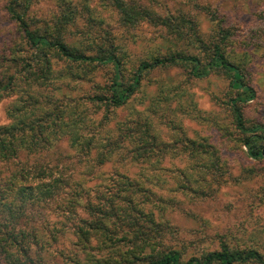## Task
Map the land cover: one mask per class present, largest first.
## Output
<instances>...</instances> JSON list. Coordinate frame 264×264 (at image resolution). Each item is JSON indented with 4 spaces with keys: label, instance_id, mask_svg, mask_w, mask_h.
<instances>
[{
    "label": "rangeland",
    "instance_id": "1",
    "mask_svg": "<svg viewBox=\"0 0 264 264\" xmlns=\"http://www.w3.org/2000/svg\"><path fill=\"white\" fill-rule=\"evenodd\" d=\"M65 1H70L77 17L70 26L71 34L86 43L99 37H115L114 41L123 43L132 60H136L154 43L162 42L160 32L151 24L123 26L117 12L101 0ZM125 1L166 15L189 0ZM189 3L226 14L239 43L248 45L247 78L257 91V98L247 104L245 114L251 121L264 123V34L256 33L257 22L264 16V0ZM64 4V0H34L33 15L37 21L50 20L62 12ZM188 7L194 10L201 32L207 35L208 15L195 4ZM17 41H21L20 34L6 12L5 0H0V72L5 76L27 63L22 58L28 50L19 42L15 48ZM12 49H16L17 60L11 59L15 57ZM54 56L55 79L52 84H42V93L51 98L46 105L86 108L84 114L91 118L89 132H85L92 139L91 154L77 153L67 138H62L36 155V159L54 167L67 181L63 190L67 197L58 203L60 209L52 204L28 223L39 241L31 245V262L24 264H144L145 260H137L133 255L143 257L150 251L171 250L180 252L185 260L217 250L223 243L241 248L258 246L264 251V159L249 157L239 141L227 105L230 90L225 75L214 72L194 78L187 67L158 68L143 75L128 105L107 108L92 98L107 92L112 66L76 64L72 72H66V62ZM131 65L127 66L126 78H131L135 70L136 66ZM59 71L62 73L57 76ZM15 97V93L0 94V126L11 121L8 107ZM157 97L163 100L160 108L153 110L152 102ZM148 116L152 119L150 126L144 124ZM140 129L155 137L139 141L147 148L146 154L135 149L132 141ZM100 138L102 144L98 146ZM201 170L203 174L197 176ZM191 173L196 174L198 182L203 181L202 189L194 187ZM120 176L139 182L140 191L131 195V202L132 215L140 226H129L121 213V221L109 223L115 231L113 237L104 239L90 224L95 221L93 217L100 218L89 211L88 205L98 203L96 196L101 192L114 197L119 191L118 195L129 196L132 190L121 182ZM79 189L82 194L77 205L64 206L71 198L69 193L74 200ZM103 203L109 204L99 202L104 208L107 206ZM81 227L87 231L86 236L78 232ZM137 231L139 235L135 236ZM147 236L156 241L153 250L144 247ZM29 240L32 242L31 236Z\"/></svg>",
    "mask_w": 264,
    "mask_h": 264
},
{
    "label": "trees",
    "instance_id": "2",
    "mask_svg": "<svg viewBox=\"0 0 264 264\" xmlns=\"http://www.w3.org/2000/svg\"><path fill=\"white\" fill-rule=\"evenodd\" d=\"M101 1L117 12L119 22L125 27H134L144 22L154 26L160 32L162 42L154 43L143 56L132 60L133 56L129 55L123 43L114 41L115 37H99L86 43L85 39L72 35L70 26L72 27L77 17L70 1L64 0L62 12L57 16L50 20L37 21L32 11L34 0H5L6 12L20 34L21 41H17L14 46L16 48L19 42L28 50V55L22 58L27 63L18 71L8 76H5L3 71L0 72V94H16L8 107L11 121L0 126V264H24L28 260L31 262V245L33 242L37 245L39 238L29 230L28 223L41 216V209L52 204L60 209L58 203L67 197V191H63L68 185L67 181L54 167L36 159L38 153L50 149L62 138H67L77 153L91 154L92 139L85 134L89 132L91 118L84 114L86 108H77L71 104L57 108L46 105L51 98L42 93V84H52L55 79L54 55L66 62V72H72L76 64L112 66L113 75L107 92L92 98L94 102L107 108L128 105L140 87L143 75L158 68L187 67L189 75L194 78H204L214 72H220L228 80L230 97L227 99V105L241 145L245 147L249 157L264 159V123L251 121L245 114L247 104L257 98V91L247 78L250 52L248 45L239 43L240 40L237 39L230 23L232 21L226 14L219 13L209 6L189 3L193 0L166 15L125 0ZM192 4L199 6L198 8L208 15L210 31L207 35L201 32L200 22L193 14L194 10L188 7ZM261 15H264V9ZM89 16L93 18L92 13ZM257 27L258 36L264 34V16L259 18ZM14 52L16 49L11 51L15 56ZM9 58L10 56L4 59L8 61ZM17 58L18 56H15L11 59ZM129 64L136 67L132 77L126 78L124 74ZM61 73L62 71H59L55 74L60 76ZM162 100L159 97L153 99L152 109H159ZM151 121L148 116L144 124L150 126ZM154 138L153 134L140 129L132 139L135 142L134 148L146 154L147 148L141 146L139 141ZM101 140L102 138L98 141V146L102 144ZM198 147L195 146L196 149ZM202 174L201 170L197 176ZM189 176L196 182L195 188H203L204 183L197 181L196 174L191 173ZM120 178L124 185L131 188L132 193L129 196L118 195L119 191L114 197L101 192L96 196L98 203L88 205L89 211L100 218L98 220L93 217L95 221L90 224L104 239L113 237L115 231L109 223L121 221V213H124L129 226H140L132 215L133 201L131 202V195L140 191L139 182L123 176ZM69 194L71 198L64 206L75 207L82 190H77L74 200L73 194ZM102 201L109 203H103L107 207L99 205ZM78 232L82 236L87 235V231L82 227ZM134 235L138 236L139 232ZM30 236L32 242L29 240ZM155 242L153 236H147L144 247L148 246L153 250L156 247ZM133 257L143 262L145 260L144 264H264V251H261L260 247L241 248L226 243L217 250L185 260L177 250L167 253L150 251L143 257Z\"/></svg>",
    "mask_w": 264,
    "mask_h": 264
}]
</instances>
